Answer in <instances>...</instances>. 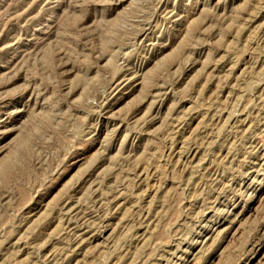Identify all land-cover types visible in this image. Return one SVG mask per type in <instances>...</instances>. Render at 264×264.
<instances>
[{"label":"rangeland","instance_id":"rangeland-1","mask_svg":"<svg viewBox=\"0 0 264 264\" xmlns=\"http://www.w3.org/2000/svg\"><path fill=\"white\" fill-rule=\"evenodd\" d=\"M0 264H264V0H0Z\"/></svg>","mask_w":264,"mask_h":264}]
</instances>
